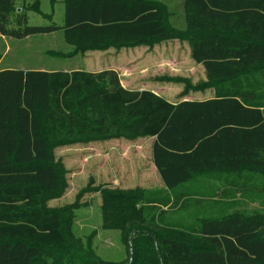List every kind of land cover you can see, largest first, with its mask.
<instances>
[{
  "label": "trees",
  "instance_id": "trees-1",
  "mask_svg": "<svg viewBox=\"0 0 264 264\" xmlns=\"http://www.w3.org/2000/svg\"><path fill=\"white\" fill-rule=\"evenodd\" d=\"M64 3L63 26H34L26 4L0 0V35L62 32L72 50L51 52L62 58L181 38L207 75L204 84L185 81L183 93L212 88L214 97L172 103L126 88L114 69H0V264H116L80 248L73 206L47 207L67 189L55 152L148 137L171 191L192 181V170L219 173L211 180L226 187L215 197L232 209L211 206L197 210V225L173 223L191 196L175 212L178 197L168 191L102 189L103 227L120 230L128 245L122 264H264V211L237 208L239 200L264 204V0H183V29L159 0ZM32 8L39 11L36 1Z\"/></svg>",
  "mask_w": 264,
  "mask_h": 264
},
{
  "label": "rangeland",
  "instance_id": "rangeland-1",
  "mask_svg": "<svg viewBox=\"0 0 264 264\" xmlns=\"http://www.w3.org/2000/svg\"><path fill=\"white\" fill-rule=\"evenodd\" d=\"M35 1L39 11L32 8ZM159 1L167 6L173 25L177 29H183L185 26L183 0ZM22 4L28 6L27 16L30 25L47 26L52 23L57 26L64 25V0H18V5ZM71 50L72 48L64 41L62 32L23 40L0 36V54L3 56L0 69L4 67L62 69L79 65L81 69L94 72L107 69L111 65L117 70L122 84L126 87L151 89L173 98L175 102L182 99L202 98L212 92V88H206L200 91L191 90L186 95L183 93L186 88L185 81H189L190 84H204L207 83V75L205 70L192 59L188 42L181 38L164 40L153 46L119 49L112 47L105 51L88 50L69 58L57 57L51 53ZM97 142L100 141L56 150V158L62 162L67 171V189L61 197L48 201L47 207L73 206L72 230L80 248L93 252L96 257L107 263L122 264L129 258L128 245L120 230H107L103 227L102 191L116 188L132 189L135 187L123 186L136 185V183L145 186V182L137 179L130 181L114 179L104 171L98 172ZM149 185H154V182L150 181ZM239 202L240 209L245 210L247 215L256 209L264 211L262 202L249 200H239Z\"/></svg>",
  "mask_w": 264,
  "mask_h": 264
},
{
  "label": "crops",
  "instance_id": "crops-1",
  "mask_svg": "<svg viewBox=\"0 0 264 264\" xmlns=\"http://www.w3.org/2000/svg\"><path fill=\"white\" fill-rule=\"evenodd\" d=\"M197 65L204 69L203 65L201 64H197ZM9 68H15V67H4L2 69H9ZM21 69H26V68H21ZM39 69L48 70V71L61 70L55 68H51V69L39 68ZM72 69H81V67H79V65H73L71 67L62 68V70L65 71H70ZM107 69L116 70L114 67H111V65L107 67ZM102 70L104 69L96 70V71H102ZM129 89L149 90V89H138V88H129ZM211 91L212 92H210L211 94L209 96H205L198 99H189V100L203 101V100L211 99L214 97L213 89ZM154 92L157 93L156 91ZM161 96H163L172 103H177L180 101L179 100L175 102L173 98L167 97L165 95H161ZM155 141L156 139L154 137H148V138H139L136 140H128L124 138L109 139V140H103L97 142L96 152L98 157V167H99L98 172L104 171V173H107L109 177L111 176L114 179H124V180L126 179L127 181H130L132 179H137L139 181L143 180V182H145V186H141L136 183V185L135 184L134 185L130 184L127 186L124 185L123 186L124 188L140 187L146 190L168 191L169 194H172L174 197L175 196L178 197L177 206L171 209L174 210L175 212L180 211L181 206L190 201V199H186L184 198V196L186 195L191 196L190 198L192 199L189 205L186 206L184 209H182V212H186V214L183 215L176 214L173 217H171L170 220L173 223L177 222L187 225L188 224L197 225V210H208L209 212H211V208H212L211 206H213V209H215V207H217L220 204L227 205L225 201H222L219 197H215L216 193H218L222 189H225L226 187L222 183H218L216 181L211 180V177L218 176L219 173H211L210 171H203V170H199L197 172L192 170V174H193V178L191 179L192 181L182 183L181 185L172 188L173 191H171V189L167 187V183L164 181L159 169L157 168L154 162ZM88 154L89 153H86V155ZM201 168L202 167H198L197 169H201ZM179 171H180L179 169H177V171H173L174 174L170 178L173 180V177H180L181 175L179 174ZM150 181L151 182L153 181L154 185H149ZM227 203H230V201H227ZM240 206L241 204L239 203L237 208H240ZM227 207L229 209H232V206L227 205Z\"/></svg>",
  "mask_w": 264,
  "mask_h": 264
},
{
  "label": "water",
  "instance_id": "water-1",
  "mask_svg": "<svg viewBox=\"0 0 264 264\" xmlns=\"http://www.w3.org/2000/svg\"><path fill=\"white\" fill-rule=\"evenodd\" d=\"M153 239H154V242L157 243L156 238L153 237ZM131 253H132V247H131ZM131 257H132V254H131Z\"/></svg>",
  "mask_w": 264,
  "mask_h": 264
}]
</instances>
